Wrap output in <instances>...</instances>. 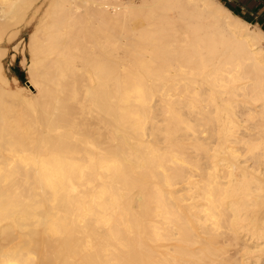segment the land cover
Returning a JSON list of instances; mask_svg holds the SVG:
<instances>
[{
	"label": "bare ground",
	"instance_id": "bare-ground-1",
	"mask_svg": "<svg viewBox=\"0 0 264 264\" xmlns=\"http://www.w3.org/2000/svg\"><path fill=\"white\" fill-rule=\"evenodd\" d=\"M37 17L0 264H264V34L217 0H0V61Z\"/></svg>",
	"mask_w": 264,
	"mask_h": 264
},
{
	"label": "rangeland",
	"instance_id": "rangeland-1",
	"mask_svg": "<svg viewBox=\"0 0 264 264\" xmlns=\"http://www.w3.org/2000/svg\"><path fill=\"white\" fill-rule=\"evenodd\" d=\"M40 1H43V0H40ZM124 1H127V0H124ZM133 1L138 2V0H133ZM38 17H37V20L34 19V21L30 22L29 24H25V22H23L19 25L9 26L10 29L9 28L7 29V31L4 34V37L8 36L13 39H11L9 43H5V40H4L1 44L3 51L5 50V55L1 58V61H0L3 74L5 75V77L7 78L9 82L10 90L16 92L17 95L15 98L4 97V96L0 97V111H3L5 109L7 112L8 110L7 113L12 112V114L16 117L22 116V114L24 115V112L27 108V105L24 102L28 101L29 99L28 93L31 94V96L36 95V91L30 87H29L30 92L27 93L26 91L28 90L26 89V87L29 86L27 83L30 81L29 74L27 72V68L30 64V58L27 52V46L29 42V37L34 32L33 30H35V27H36L35 23H37L39 19ZM141 23H142L141 19L136 18L132 22V27L136 29L137 27L141 25ZM13 33L14 34L16 33V34L13 35ZM10 34H12L13 36H11ZM121 53L120 55H122ZM17 69H19L20 73L23 75L22 82L18 80L15 74ZM13 79H17V83H15ZM19 87H23L24 89L20 90ZM6 112L3 111V113H6ZM13 115H10V116H13ZM8 118H11V117H8Z\"/></svg>",
	"mask_w": 264,
	"mask_h": 264
},
{
	"label": "crops",
	"instance_id": "crops-1",
	"mask_svg": "<svg viewBox=\"0 0 264 264\" xmlns=\"http://www.w3.org/2000/svg\"><path fill=\"white\" fill-rule=\"evenodd\" d=\"M234 16L264 34V0H217Z\"/></svg>",
	"mask_w": 264,
	"mask_h": 264
},
{
	"label": "trees",
	"instance_id": "trees-1",
	"mask_svg": "<svg viewBox=\"0 0 264 264\" xmlns=\"http://www.w3.org/2000/svg\"><path fill=\"white\" fill-rule=\"evenodd\" d=\"M15 74H16L18 80H20L22 82L23 81V75L20 73L19 69L16 70Z\"/></svg>",
	"mask_w": 264,
	"mask_h": 264
}]
</instances>
